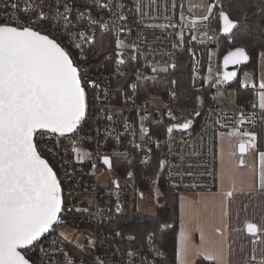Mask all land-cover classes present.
<instances>
[{
  "label": "built area",
  "instance_id": "1",
  "mask_svg": "<svg viewBox=\"0 0 264 264\" xmlns=\"http://www.w3.org/2000/svg\"><path fill=\"white\" fill-rule=\"evenodd\" d=\"M14 2L16 0H0V22L17 16L10 7ZM43 2L47 12V5L52 0ZM116 2L112 0V3ZM215 2L209 0L203 12L199 11V2L195 3L194 14L179 10L178 0H119L121 14L127 17V20L118 22L122 30L112 26L110 15L100 13L110 25L107 32L112 33L115 40L124 42L119 51L123 52L125 64L119 65L120 72H117L115 60L111 68L91 69L89 59L87 63L81 59V65L98 79L108 100L96 102L78 135L58 137L49 133L43 138L36 137L38 148L42 144L52 147L57 139L61 141L59 146L63 151L55 159L47 152L43 155L57 172L63 199L71 209L61 214L62 225L44 239L46 249L50 240L57 239L63 253L76 260L77 264H98L99 261L103 264H141L139 254L147 258V264H176L165 249L157 245L154 236L152 240L148 239L150 233L143 243L133 245L121 244L118 241L123 239L113 236L116 230L125 233L122 229L106 230L108 222L117 214V204L121 209L126 206L129 184L124 181L127 177L115 172L113 159L135 156L138 163H149L160 156V162H163L161 171L169 189L178 192L214 190L219 182V134L226 132L233 137L246 138L237 133L255 132L257 136L260 122L264 120V109L254 106L253 102L237 101L233 106L220 103L221 91L225 88L221 23L213 20L215 9H212L208 20L202 19L209 14V6ZM76 5L82 8V0H76ZM73 18H76L75 13ZM19 20L26 21L27 15L19 13ZM6 22L12 24L13 20L7 19ZM31 26L44 33H54L62 44L68 43L73 31L62 26L51 29L47 23ZM97 28L98 40L99 32L106 30L100 26ZM184 32L192 33L209 49L207 69L213 73V79L209 82L208 103L182 104L175 87L169 90L167 97H142L140 83L153 68L176 65L180 37ZM84 47V54L88 56L90 46ZM131 84H136L134 93ZM141 117L147 133L141 131ZM186 120L192 121L188 129L175 128L171 134L167 132L172 124H182ZM78 153L80 157L83 153L90 156L79 158ZM104 156L111 159V168L103 163ZM61 232L68 237L67 240L59 236ZM89 241H94L95 246ZM129 250L136 251L138 255L130 259L127 255ZM29 255L35 258L38 253L34 250ZM56 257L59 259L60 254L56 253ZM246 264H258V261L248 259Z\"/></svg>",
  "mask_w": 264,
  "mask_h": 264
},
{
  "label": "snow or ice",
  "instance_id": "2",
  "mask_svg": "<svg viewBox=\"0 0 264 264\" xmlns=\"http://www.w3.org/2000/svg\"><path fill=\"white\" fill-rule=\"evenodd\" d=\"M45 6L43 0H16L10 7L17 16L7 17L5 22H0V264H77L76 260L63 253L57 239L50 240L47 249L43 246L44 239L62 225L61 214L71 209L63 199V188L57 172L43 155L47 152L55 159L63 151L59 146L61 141L57 139L52 147L42 144L38 148L36 137L39 135L43 138L49 133L58 137L78 135L96 102L108 100L98 79L88 74L80 61H88L84 45L94 47L97 43V26L110 31L109 23L100 13L110 15L112 26L118 30H122L118 22L127 20L121 14L119 0L116 3H112V0H82V8L77 7L76 0H60L59 3L52 0L47 5V12ZM212 9L217 10V16L223 21V32L234 35L233 30L242 21L233 19L219 0L209 6V14L202 17L203 20L209 19ZM21 12L27 15L26 21L19 20ZM261 12L264 13V8ZM7 19H12L13 23L8 24ZM44 23L51 29L57 26L73 29L68 43L62 44L58 42L60 37L54 33H44L31 26ZM123 47L124 42L117 39V72H120L119 65L125 64L123 52L119 51ZM261 49L256 55L264 61V44ZM250 59L245 47H237L229 52L224 63L239 64ZM235 76V72L226 73L224 79L230 80ZM130 87L134 93L136 84ZM259 88L264 89V81ZM261 101V107H264V94ZM169 115L175 120L171 112ZM143 120L141 117V131L147 133ZM241 123L244 121L241 120ZM191 125V120L172 124L167 132L171 134L175 128L188 129ZM237 135L246 137L238 143L242 155L256 150L255 132ZM258 155L260 183L264 188V152ZM89 156V153H83V157ZM78 157L83 158L79 153ZM103 163L112 167L108 156H104ZM132 175L128 173L129 177ZM227 195L231 196L232 193L228 192ZM121 210L117 204L115 211L119 213ZM246 227L254 236L261 232L255 224L247 223ZM59 236L68 239L63 232ZM113 236L129 242L137 239L136 235L119 230L114 231ZM153 236L154 233H150L148 239L152 240ZM186 240L187 234L182 232V252L186 250L183 244ZM89 243L95 246L94 241ZM34 250L38 253L35 258L29 255ZM56 253L60 254L59 259ZM127 255L131 259L138 253L129 250ZM139 255L141 264H147V258ZM98 264H103V261Z\"/></svg>",
  "mask_w": 264,
  "mask_h": 264
},
{
  "label": "trees",
  "instance_id": "3",
  "mask_svg": "<svg viewBox=\"0 0 264 264\" xmlns=\"http://www.w3.org/2000/svg\"><path fill=\"white\" fill-rule=\"evenodd\" d=\"M186 0H178L179 10ZM224 10L233 19L242 21L233 34H222V80L226 87L235 89L237 100L252 103L256 98L255 91L244 87L241 76L250 73L254 78L258 75L259 57L256 53L264 44V0H219ZM213 20L221 23L214 10ZM115 39L112 33L101 31L94 47L87 50L91 69L111 68L116 59ZM237 47H245L251 59L240 63L236 76L225 80L227 73L224 71L225 57ZM209 49L201 43L192 33L184 32L180 37L179 57L174 67H157L150 71V75L140 83L142 97L153 98L156 96L167 97L169 90L176 88L180 102L192 106L195 101L206 105L209 101L211 87L206 82L204 74L207 70ZM174 81V83H173ZM119 82V81H116ZM200 117L199 115H197ZM197 119V117H196ZM199 121V119H197ZM261 125L258 133L261 134ZM259 147L260 144L258 143ZM160 156H156L149 163H138L135 156L116 157L113 159V168L119 175L124 176L127 186V203L121 212L108 222L107 231L122 229L125 233L136 235L135 242L127 239L118 241L121 244H139L145 241L149 233H154L158 246L163 247L169 257L176 262L177 234L179 226V194L180 192L169 189L161 171ZM131 172L133 175L128 176ZM129 179V180H128ZM160 191L159 204L154 212L140 210L134 200L140 192L152 198L156 191ZM197 264H207L199 259Z\"/></svg>",
  "mask_w": 264,
  "mask_h": 264
},
{
  "label": "crops",
  "instance_id": "4",
  "mask_svg": "<svg viewBox=\"0 0 264 264\" xmlns=\"http://www.w3.org/2000/svg\"><path fill=\"white\" fill-rule=\"evenodd\" d=\"M246 75L248 73L242 74L244 78L241 76V81L245 88L255 91L253 105L264 109L261 107L264 89L259 88L264 77L257 75L255 83H250ZM225 88L233 92V100L230 101L226 95L220 98L222 105L233 106L241 101L236 99L233 87L225 85ZM260 128L256 150L243 155L239 152L238 143L246 138L220 133L218 187L214 190L180 192L176 264H197L199 259L207 264H246L248 259L264 264V188L260 183L258 155L264 152V120ZM228 192L232 195L228 196ZM247 223L255 224L261 232L255 236L250 234ZM182 232L187 234V240L183 242L186 250L183 252Z\"/></svg>",
  "mask_w": 264,
  "mask_h": 264
},
{
  "label": "rangeland",
  "instance_id": "5",
  "mask_svg": "<svg viewBox=\"0 0 264 264\" xmlns=\"http://www.w3.org/2000/svg\"><path fill=\"white\" fill-rule=\"evenodd\" d=\"M208 1L209 0H186V2L184 3L182 7V12L196 14V10H194L193 6L197 2H199V4L201 5L199 7V11L203 12L207 7ZM210 58H212V55H210ZM261 75L264 77V61H261L259 59L258 77ZM246 76L248 77L247 82L255 83V78L250 73H248V75ZM204 77H205L206 82L209 83L213 79V73L209 69H207L204 74ZM242 77L244 78V76ZM224 89H227V88H223V90ZM226 95L230 97V101L233 100V92L231 90L228 89V90L222 91L221 96H220L221 99H223V97ZM200 102H201V99L199 100V103ZM194 104H197V102L195 101ZM159 196H160L159 190L156 191V195L152 198L148 197L147 194H145L144 192H140L137 195L136 199L134 200V203L140 210L147 211V212H154L157 208V205L159 204V200H158Z\"/></svg>",
  "mask_w": 264,
  "mask_h": 264
},
{
  "label": "water",
  "instance_id": "6",
  "mask_svg": "<svg viewBox=\"0 0 264 264\" xmlns=\"http://www.w3.org/2000/svg\"><path fill=\"white\" fill-rule=\"evenodd\" d=\"M223 29V21L221 20V30ZM235 30V29H234ZM233 30V31H234ZM222 34H226V35H229L231 33H224L223 30H222ZM228 56V55H227ZM226 56V57H227ZM240 63L239 64H232V63H229L227 65H225L224 63V71H226L227 73H231V72H235L237 71L238 67H239ZM223 74V73H222Z\"/></svg>",
  "mask_w": 264,
  "mask_h": 264
}]
</instances>
